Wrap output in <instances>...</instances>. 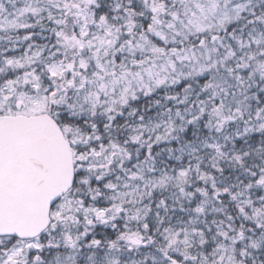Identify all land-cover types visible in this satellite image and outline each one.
Returning a JSON list of instances; mask_svg holds the SVG:
<instances>
[{"label": "snow or ice", "instance_id": "6c2138e0", "mask_svg": "<svg viewBox=\"0 0 264 264\" xmlns=\"http://www.w3.org/2000/svg\"><path fill=\"white\" fill-rule=\"evenodd\" d=\"M0 264H264V0H0Z\"/></svg>", "mask_w": 264, "mask_h": 264}]
</instances>
